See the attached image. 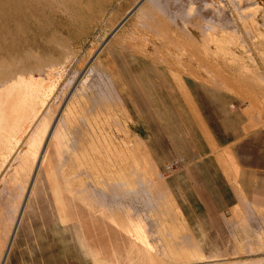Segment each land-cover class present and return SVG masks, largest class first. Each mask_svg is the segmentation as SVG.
Returning <instances> with one entry per match:
<instances>
[{
    "label": "rangeland",
    "instance_id": "obj_1",
    "mask_svg": "<svg viewBox=\"0 0 264 264\" xmlns=\"http://www.w3.org/2000/svg\"><path fill=\"white\" fill-rule=\"evenodd\" d=\"M142 1L145 0H62L53 11H46L31 52L41 61L57 65L58 72L46 81L49 87L46 106L49 104L56 121L64 107L67 108V138L70 142L75 140L73 151L85 158L86 172L92 174L86 178L88 192H103L111 186L125 192L130 190L129 198L121 195L124 199L118 200V213L105 217L109 222L116 220L119 227L131 225L127 234L129 242H124L122 239L126 237L120 234L119 247L113 244L111 249V245H101L100 240L91 245L90 240L72 231L69 220L63 218L62 221L51 213L53 209L48 205L51 207L48 218L38 212L41 215L37 213L33 219L26 220V224L22 223L20 229L25 235L18 237L20 255L17 264H99L102 256L106 257L100 264H241L242 261H264V254L249 253L250 247L264 253V222H256L258 217H264V209L250 205L243 208L240 215L252 218L257 229L249 228L245 221L238 223V228L228 234L229 239H234L238 254L222 255L219 257L222 261L213 263L216 257L210 259L202 252L207 251L204 242H207L205 236L208 233L204 236L205 241L200 242L194 237L178 202L192 191L184 190L183 181L175 179L173 183L176 173L166 170L174 160L184 161L174 172L191 168L193 164L184 158L167 157L172 148L169 146L177 138L173 130H177L179 123L172 124L168 118L163 121L161 111L162 106L166 109L167 106H183V109L185 106L187 112L190 110L195 114L191 106H196L195 94L201 87L199 96H196L199 106H212L208 96L214 93L217 106H226L235 123L248 121L244 127L246 133L264 129V0H146L137 8ZM223 16L228 18L223 19ZM220 19L224 22L228 19L231 24L228 21L220 23ZM114 41L118 43L113 44ZM107 49L121 52L118 51L119 56L113 60L117 67L124 64L121 56L124 49H130L150 60L154 67L168 68V77L160 80L167 93L165 98L162 97L163 102L160 95H154L153 106L144 101L132 105L130 96L125 94L129 86L127 77L121 71L106 68V62L100 57ZM118 74L123 77H113ZM80 80L86 81L85 84ZM121 84L124 88L120 87ZM77 87L73 97L72 92ZM167 113L175 112L167 110ZM145 114H149L154 129L164 130L163 140L158 136L159 139L155 137L148 143L137 132V121ZM140 130L145 135V129L141 127ZM231 152L221 151L216 157L220 165L228 167V172H238ZM187 177L191 182V175ZM177 184L182 185L181 190ZM91 198L87 197L85 205L97 207L98 202L97 206L92 201L89 204V200H94ZM15 208L0 201V264L5 260L10 232L16 225L13 218ZM231 225L228 224L229 230ZM137 227H142L144 232L139 234ZM65 228L67 233L63 231ZM68 233L72 236L66 235ZM141 236L148 245L140 243ZM227 242L223 240L222 246L232 245L230 240V244ZM138 249L143 256H158L159 262L156 259L149 262V258L142 263L136 262V256L135 263L127 261L125 250ZM116 257L122 261L118 262Z\"/></svg>",
    "mask_w": 264,
    "mask_h": 264
},
{
    "label": "bare ground",
    "instance_id": "obj_2",
    "mask_svg": "<svg viewBox=\"0 0 264 264\" xmlns=\"http://www.w3.org/2000/svg\"><path fill=\"white\" fill-rule=\"evenodd\" d=\"M61 1L0 0V187H2L0 201H5L16 207L13 214L16 225L10 232L3 264L12 263L13 257L20 248L18 237L25 235L24 230L20 229L22 223L33 219L39 214L38 212L42 214L39 215L48 218L51 207L54 211H51V213H54L57 218L58 216L62 218V221L63 218L69 220L72 231L81 234L79 236L83 235L84 239L90 240L91 245L96 244L95 240H100L101 245H111V249L113 244L119 247V242L122 239L120 234L126 237V239H122L124 242H129L127 234L131 230V225L128 223L127 228L119 227L116 220L112 221L108 217L109 222L105 217L118 213L119 209L116 206L118 200L123 198L121 195L129 198L131 195L130 190L125 192L121 191L119 187L111 186L103 192H88L86 178L92 177V174L86 172L85 158L79 155L77 151H73L75 140L70 142L67 138L68 128L65 122L67 108L64 107L56 121V119H53L51 107L48 106L49 104L46 106L47 98H49V87H47L48 83L46 84V81L58 72L57 65L41 61L39 57H35L34 53H31L34 51L33 45L40 33L41 21L46 16V11H53L55 5ZM145 1H142L137 8H140ZM36 3L41 6H36ZM221 13L220 15H222ZM225 17L223 16V19ZM129 18L130 16L125 22ZM222 20L220 19L219 22ZM226 21L228 19H225ZM229 24L231 23L229 22ZM63 77L64 75H62ZM82 81L80 80V82ZM84 82L86 81L82 83L85 84ZM58 86L60 87V82ZM74 87L76 88L75 85ZM64 88L66 90V87ZM77 91L78 87L72 92L73 97ZM62 93H59V95ZM60 97L58 96L57 99L59 100ZM87 197L96 200V202L89 200V204L92 201L97 206L98 202V206L94 208L92 206V209L88 205L86 206ZM125 204L128 207L131 206L128 201ZM48 205H51V207ZM47 207L49 208L47 209ZM124 223H126L125 220ZM136 230L139 234L144 232L142 227H137ZM63 231L66 232L67 229ZM69 233L66 235H69ZM70 236L72 235L70 234ZM141 237L140 243L148 245L143 236ZM140 251L139 249L125 250L127 261L131 260L132 263H135V256L136 262L141 263L146 258H149V262L150 260L159 259L158 256H153V254L152 256L151 254L143 256V252ZM94 252L92 251V253ZM140 256L141 259L139 260ZM102 258H100L102 260L100 263L103 262L104 258ZM123 258L126 262V258ZM120 261L122 259L118 262Z\"/></svg>",
    "mask_w": 264,
    "mask_h": 264
},
{
    "label": "crops",
    "instance_id": "obj_3",
    "mask_svg": "<svg viewBox=\"0 0 264 264\" xmlns=\"http://www.w3.org/2000/svg\"><path fill=\"white\" fill-rule=\"evenodd\" d=\"M118 51L119 49H107L106 52H101L100 57L106 62V68L115 70L114 72L121 71L124 77H127L129 86L125 94L130 96L132 105L137 106L144 101L146 105L153 106L154 95H160L161 98L166 97L167 93L160 80L168 77V68L154 67V64H150L152 63L150 60L138 56L130 49H124V54L121 55L124 58V64L117 67L113 60L119 56ZM123 75L118 74L113 77L121 78ZM120 87L124 88V85L121 84ZM200 88L197 89V93L195 92L196 106H191L195 114L190 110L187 112L185 106L184 109L183 106H167V109L162 106L161 111L163 121L168 118V122L172 124L173 122L179 123L177 124L179 126H176L177 130H173L177 138L175 143L169 146L172 148L167 152V157L184 158L193 164L191 168L172 171L176 173L172 182L174 183L175 179L183 181L181 183L184 190L192 191L191 194H187L185 198H180L178 201L183 218L194 237L199 239L198 241H205L204 238H208L207 242H204L207 251L202 252L208 254L210 259L215 256L216 259L213 262H220L222 259L219 257L222 255L233 254L235 256L238 254L234 239H229L228 235L238 228V223L246 221L249 228L257 229L252 218L243 216L246 214L240 215L243 213V208L246 209L250 205L264 209V129L246 133L244 127L246 122L248 125V121L241 120L240 123L239 121L235 123L233 114L226 109V106H217L214 93L208 96L212 106H199L196 96H199ZM167 110L175 113L166 114ZM148 115L139 117L137 132L143 135L142 137L148 143L155 137L156 139L161 137L163 140L164 130L154 129L153 122ZM175 118L177 121L174 120ZM141 127L145 129V135L141 132ZM226 150L232 151V158L236 159L233 165H236L238 172L233 169L234 172H228V167L220 165L216 156ZM213 153L215 155H212ZM188 175H191V182ZM186 179L187 182H185ZM177 185L181 190L182 185ZM189 207H192V210ZM256 222L263 223L264 217L260 219L258 217ZM229 223L232 224V231L229 230ZM206 233L208 236H205ZM223 240L228 241L231 248H229L230 245L222 246ZM249 253H255L256 256L264 254L256 252L254 247H250ZM19 255L20 248L10 264H17ZM241 264H264V261L256 263L242 261Z\"/></svg>",
    "mask_w": 264,
    "mask_h": 264
},
{
    "label": "built area",
    "instance_id": "obj_4",
    "mask_svg": "<svg viewBox=\"0 0 264 264\" xmlns=\"http://www.w3.org/2000/svg\"><path fill=\"white\" fill-rule=\"evenodd\" d=\"M183 163L182 160H174L173 162H171L167 167L166 170L168 172H172L176 167H178L179 165H181Z\"/></svg>",
    "mask_w": 264,
    "mask_h": 264
}]
</instances>
